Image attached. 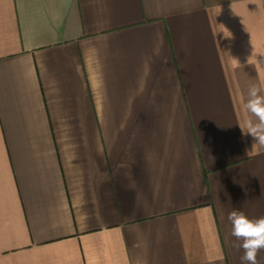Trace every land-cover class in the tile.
I'll return each instance as SVG.
<instances>
[{
  "label": "crops",
  "instance_id": "crops-1",
  "mask_svg": "<svg viewBox=\"0 0 264 264\" xmlns=\"http://www.w3.org/2000/svg\"><path fill=\"white\" fill-rule=\"evenodd\" d=\"M261 61L264 0H0V264H242Z\"/></svg>",
  "mask_w": 264,
  "mask_h": 264
},
{
  "label": "clouds",
  "instance_id": "clouds-1",
  "mask_svg": "<svg viewBox=\"0 0 264 264\" xmlns=\"http://www.w3.org/2000/svg\"><path fill=\"white\" fill-rule=\"evenodd\" d=\"M257 67L264 71V61L257 62ZM243 110L247 118L240 126L242 134L253 138V147H264V90L261 87L256 84L248 87ZM228 220L232 225L231 235L241 241L236 246L243 249L242 264H258L257 256L264 250V217L250 219L243 211L233 210Z\"/></svg>",
  "mask_w": 264,
  "mask_h": 264
}]
</instances>
